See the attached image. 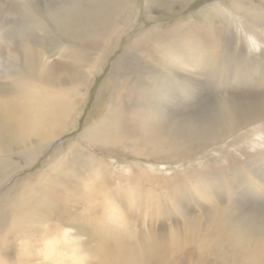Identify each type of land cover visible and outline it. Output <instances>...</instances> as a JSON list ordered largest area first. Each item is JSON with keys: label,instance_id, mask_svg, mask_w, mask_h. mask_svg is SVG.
I'll return each mask as SVG.
<instances>
[{"label": "rangeland", "instance_id": "1", "mask_svg": "<svg viewBox=\"0 0 264 264\" xmlns=\"http://www.w3.org/2000/svg\"><path fill=\"white\" fill-rule=\"evenodd\" d=\"M6 5L11 7L9 0ZM122 22L118 24L123 30L116 45L103 54L102 66L93 76L85 102L61 137L33 156L19 149L28 143L26 140L0 132V160L10 157L3 161L8 166L0 169V180L5 171H13L1 182L0 199L15 188L0 203L9 220L8 226L0 227L1 262L53 264L41 253L45 240L70 226L81 240V254L86 259L81 264H264V118L235 123L233 127L223 124L219 114L223 107L215 99V93L230 98L234 93L247 94L248 87L243 92L233 85L226 88L219 82L226 83L228 75L200 77L201 70L191 68L189 63L193 54H213L231 46L232 53L223 55L231 61L224 64L226 70L221 68L222 74L241 56L248 66L238 69L248 70L247 85L254 88L255 73L264 80V0H132L125 27ZM34 28L42 33L39 27ZM143 36L146 38L140 49L133 41ZM19 40L17 49L22 55ZM215 43H220V48L214 50ZM198 44L206 50L197 51ZM86 45L84 40L69 45L71 51L81 53L77 58L85 57L84 70L97 57L93 55L102 54ZM46 48L56 54L48 61L49 65L72 60L70 54L63 55V44ZM2 65L0 123L8 119L6 103L22 102V96L32 87L20 68ZM202 68L206 69L205 65ZM218 68L216 63L213 70ZM174 71L178 74L190 71L205 95L200 102H190L187 90L173 79ZM55 72L61 73L62 69ZM113 72L111 77L109 74ZM66 74L62 73L65 79ZM35 89L41 95L72 94L67 85L56 91L37 86ZM113 97L117 98L113 100L117 107L115 115L100 123L105 120ZM76 98L79 99L77 95ZM119 104L124 107L119 109ZM131 111L139 113L140 124L144 122L141 125L148 127L140 135V141L137 137L141 150L132 148L135 138L127 132L125 120ZM201 115L207 120L217 115L218 129L223 132L184 135V142L178 146L183 154L180 158L151 151L152 145L167 140L162 133L168 125L175 126ZM146 120L149 123L145 124ZM96 122L105 130L88 146L81 136L87 125ZM46 196L52 202L50 209L44 208ZM15 199L20 201L16 203ZM25 203L28 206L22 211ZM106 204L118 209L123 220L104 223ZM28 209L30 217L19 219L25 229L18 225L10 229L13 218H23L22 212ZM220 215L224 217L221 219ZM216 217L221 223L216 222ZM151 236L161 245L149 255L140 254V258L131 260L123 255L116 258L126 262L104 260L102 256L105 251L112 257L120 249L138 247ZM21 244L31 251L28 258L21 256Z\"/></svg>", "mask_w": 264, "mask_h": 264}, {"label": "bare ground", "instance_id": "2", "mask_svg": "<svg viewBox=\"0 0 264 264\" xmlns=\"http://www.w3.org/2000/svg\"><path fill=\"white\" fill-rule=\"evenodd\" d=\"M131 1L132 0H9L11 5V7H9L6 5V0H0V66H3V63H7L10 68H20L32 82V87H30L29 91L22 96V102L9 101L6 103L8 119L7 121L0 123V132L10 135V138L18 137L19 135L21 139L28 142L26 145H22L19 148L20 150H23V152L27 154L31 152V155L35 156L40 149L42 150L47 146V144H50L57 138L61 137L69 124H72L75 114L79 112V107L85 102L84 100L86 98L87 90L92 83L93 76L97 73L99 67L102 66L104 60L103 54H107V52L111 50L114 45H116L118 34L123 30V28L118 26L119 22L123 21L122 24L123 27H125V22L127 23L128 21L129 13L131 12ZM17 13L19 15H17ZM35 20L38 21V24L36 23V26L34 25V27H39L40 31H42L41 34L34 31L35 28L31 26L32 22H35ZM19 38L21 39V41L19 40V44H21L22 47V55L18 53L17 49V40ZM145 38L146 37L143 36L141 39H135L133 41L134 45L138 47L140 43H144ZM80 40L87 41V45L85 46L86 48L92 49V51L98 50L102 52V54L93 55H97V57L89 63V67L86 70H84L86 66L85 57L77 58V56H80L81 53L78 51H71L70 49L72 47L69 46L72 44L74 45L75 43L78 44V41ZM26 41L28 42L26 43ZM62 44L65 47L63 55L70 54V59L72 60L69 62L62 61L59 64L49 65L48 61L56 54H51V51L46 47L52 45L59 46ZM220 45V43H215V45H213L214 50L220 48ZM197 46L199 49L193 46L197 49V51L200 50L202 52L206 50L202 44H198ZM230 47L226 46V49L222 48L224 50L220 52L219 50L215 51V53L211 52L213 54L200 53L199 55L194 56L192 53L193 56L191 57V61L189 63L191 64V68L195 69L197 67L198 71L199 69L201 70V72H198L200 77L202 75L207 77L209 75H214V77L216 75H220L222 77L223 75H228L226 83L221 81L219 82L222 86H226V88L233 85L235 89L245 91L248 87L247 94H244L245 92L242 91V94L239 95L238 93H234L230 98H226L215 93V99L220 101V105L222 104L223 107V111L220 113L218 112L221 115L222 123L225 125L228 124L229 127H233L235 123L241 124L254 122L259 120V118H264V80L263 78H260V74L258 75L255 73L253 80L256 84L254 88L247 85L245 75L248 70L246 72H241L238 69V67L244 66L246 68L248 66L244 57L241 56H239V58L237 57V59L233 61L230 65L229 71H224L225 74H222L221 68H223L224 64L228 61L229 63L231 61L230 57L225 56V58L223 56L228 52L232 53V48L230 49ZM141 48L142 45H140V49ZM214 62H216L217 66L220 67L217 70H213L214 65H216ZM202 65H205L206 69H203ZM57 68H61L62 72L56 73L55 70ZM258 69L261 72L260 67ZM177 70L179 71V69ZM63 72H68V74H66L68 79L63 78ZM182 72L180 74L176 72L173 73L172 77L174 74L176 75L173 79L179 80L178 82L181 83V86L183 87L182 89L187 90L186 97L190 100V102H200V100L205 96L203 91H200L196 86L197 84L190 75V71H187L188 73L186 74H182ZM233 72H236L235 75H232L234 74ZM109 75L113 77L112 75H114V72ZM68 80H70V82ZM66 85L69 86V90L72 91V94L61 95L56 93L53 94L56 96L41 95L35 89L37 86L42 87L43 89L52 88L56 91ZM179 89H181V87ZM172 91H174L173 88ZM76 95L79 98L78 100ZM162 96L164 97V95ZM113 100L117 101V98H112L104 117L105 120H100V123L108 120V118L111 120V118H113V114L115 115L114 111L117 107L114 106L115 101ZM119 102H121V100H119ZM122 107L124 106L119 104V109ZM133 113L135 112L128 114L129 116L125 120V124L128 129L127 132L135 138L132 148L135 150H141V146L139 147L140 144H138L139 142L137 140L139 139L140 141V135L144 131H148V127L144 128L141 125L142 123L144 124V122H141L140 124V118L138 117L139 113ZM202 115L190 117L192 120H182L180 121V124H175V126H173V124L168 125L167 131H163L162 133L164 139L167 140L163 143L161 142V145H157L158 143H155L156 145H152L151 151H154L157 154L167 153V156L172 157L173 159L180 158L183 157V154L179 151L178 146L184 142V135H188L190 132H199L198 136H203V133L206 134V132L219 135L223 132V130L220 131L218 129L219 125L217 115L210 119L208 118V120L204 119ZM147 123L149 122L146 120L145 124ZM99 124L96 122L93 125H87L81 136V141L87 143L88 146H92V142L97 140L101 136L102 131L105 130L103 125L101 127ZM124 125L123 127H125ZM215 126L217 129L214 128ZM119 129L123 128L120 127ZM127 129L125 128L124 130ZM224 130L228 129L225 128ZM120 133L122 132L120 131ZM175 133H178L179 136L175 135ZM137 137L139 138L137 139ZM119 138L122 139L121 137ZM120 139L118 141H120ZM122 141H124V139ZM77 144L78 143L73 144V147L76 148ZM27 146H30V150H26ZM191 146H193L194 149H200L199 146H195L194 144H191ZM188 147L186 148L187 153ZM5 151L6 150H4V152ZM5 157V159L10 158L9 156ZM5 159L0 160V169H4L3 167L7 165V161L3 162ZM32 159L33 157L29 158L28 165L29 163L31 164ZM247 168L251 171L249 166ZM12 172L13 171L11 170H8L7 172L5 171L3 178L0 180V186L1 182L9 178ZM46 172L47 170L43 171L40 176ZM14 189L12 188L9 190V192L0 199V203L4 198H8L9 195L13 193ZM103 189L105 190V188ZM17 201L20 200L15 199L16 203ZM44 201V208L50 209V207H52V202L49 201V197L46 196ZM27 206L28 203H25L21 210L23 211V209ZM2 208L3 207H0V227L4 224V226H8L7 222L9 221H7V212L1 211ZM106 210L107 215H105L106 218L104 223L107 221L116 222L123 220L122 214H120L118 209H114L112 206L108 205ZM29 211L30 210L28 209L22 212L23 218L22 216L17 219L13 218L14 220L9 228L13 230V227L18 225L25 229V227H23L24 224H21L19 219H25L27 215L30 217L31 213ZM222 217L224 216L220 215L219 218L222 219ZM219 218L216 217V222L221 223L222 220ZM27 222L29 221L24 220V223ZM72 229L73 227L67 226L64 230L57 231L55 236L45 240V246L41 253L44 254L46 260L51 261L53 264H81L84 260H86L81 254V240L79 241V238L76 236L77 234L71 232ZM160 245L161 243H159V240L156 237L151 236L148 241H144L138 247L131 246L128 247L130 249L127 250L125 248V250L120 249L118 253L113 255L114 257H110V253L106 251L102 254V256L104 260L114 258L117 262H126L116 258L123 255V258L127 260L136 259L140 256V254H151L153 252V248L156 249L157 247H160ZM21 249H23V251L21 250V256L24 258H28L32 254L29 248H25L24 245L21 246ZM0 264L5 263L0 260Z\"/></svg>", "mask_w": 264, "mask_h": 264}]
</instances>
